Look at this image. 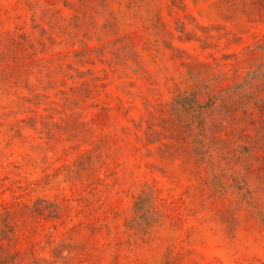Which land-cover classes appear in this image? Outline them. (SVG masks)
<instances>
[{"label": "rangeland", "instance_id": "1", "mask_svg": "<svg viewBox=\"0 0 264 264\" xmlns=\"http://www.w3.org/2000/svg\"><path fill=\"white\" fill-rule=\"evenodd\" d=\"M0 264H264V0H0Z\"/></svg>", "mask_w": 264, "mask_h": 264}]
</instances>
